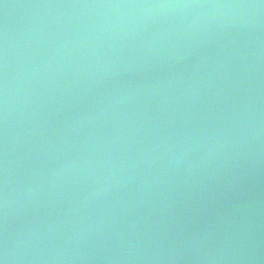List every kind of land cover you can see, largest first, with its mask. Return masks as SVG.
<instances>
[{
    "label": "water",
    "instance_id": "95a60500",
    "mask_svg": "<svg viewBox=\"0 0 264 264\" xmlns=\"http://www.w3.org/2000/svg\"><path fill=\"white\" fill-rule=\"evenodd\" d=\"M0 264H264V0H0Z\"/></svg>",
    "mask_w": 264,
    "mask_h": 264
}]
</instances>
